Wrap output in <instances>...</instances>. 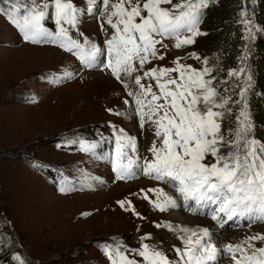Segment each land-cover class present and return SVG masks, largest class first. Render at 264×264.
Here are the masks:
<instances>
[{
	"label": "rangeland",
	"instance_id": "rangeland-1",
	"mask_svg": "<svg viewBox=\"0 0 264 264\" xmlns=\"http://www.w3.org/2000/svg\"><path fill=\"white\" fill-rule=\"evenodd\" d=\"M74 2L83 6L81 0ZM177 2L179 0H173ZM246 18L251 20L254 35L247 39L244 25L246 49L243 62L241 60L235 68L219 69L218 56L203 43L206 34L203 19L198 27L204 34L195 36L193 44L176 48L174 38L164 37L162 43L156 45L164 59L152 60L145 68H171L175 66V58L180 57L182 64L201 69L202 60L206 58L216 80L223 77L222 85L216 81L214 85L218 90L227 89L224 94L233 100L239 98L237 86L243 80L228 73L245 68L252 77L247 94L254 123L252 134L257 140H264V126L260 130L255 124L251 100L255 85L252 60L257 53L255 42L263 28L252 12H246L243 20ZM100 23L99 15H83L78 30H72L71 34L83 42L78 32L83 33L103 46L112 30L105 24L106 33ZM50 25L48 21L46 26ZM65 72L73 75L53 82L54 77H62ZM136 74L142 75V72ZM170 75L175 77L177 73ZM124 79L130 89H125L109 69L102 65L95 69L84 67L76 55L58 45L25 42L0 14V264H19L16 256L25 264H110L101 245L113 241L133 249L148 243L164 251L170 259H177L173 249L182 247L183 242L177 238L181 233L165 225L186 227L176 225L170 213L182 208L161 211L154 203L165 197L149 190L159 188L177 196L175 191L141 178L142 172L121 180L113 170L115 138L119 134L115 130L122 128L135 139L136 152L129 154L141 158L139 153H142L141 160L152 159L148 148L154 139L159 146L154 127L147 129L148 123L140 126L139 117L134 114V99L127 95L135 86L128 77ZM142 83H151L157 91L155 80L146 78ZM126 99L129 104L124 103ZM231 106L233 115L225 116L224 129L233 126L234 115L239 111L235 104ZM115 112L124 115L118 116ZM80 139L95 142L97 147L84 150L79 143L70 142ZM61 187L66 190L60 191ZM118 201H124V207ZM209 220L219 229L215 221ZM263 230L264 223L249 225L238 221L213 234L215 244L223 246ZM225 231H232L233 235L220 243L217 238ZM10 256L12 262L8 260ZM213 264H232V261L225 252Z\"/></svg>",
	"mask_w": 264,
	"mask_h": 264
},
{
	"label": "snow or ice",
	"instance_id": "snow-or-ice-1",
	"mask_svg": "<svg viewBox=\"0 0 264 264\" xmlns=\"http://www.w3.org/2000/svg\"><path fill=\"white\" fill-rule=\"evenodd\" d=\"M213 0H0V14L18 30L25 42L58 45L76 55L84 67L102 65L112 76L130 89L124 79H131L135 90L127 95L134 99L135 112L140 126H154L153 141L149 151L152 159L129 153L136 152L135 139L124 129H118L115 138L113 170L117 179H125L142 172L155 180L164 181L175 189L177 196L163 189H150L165 198L154 206L165 211L178 206V198L193 213L208 209L211 219L220 227L228 221H246L249 225L264 223V140H257L252 132L247 94L252 77L246 69L231 70L228 75L240 77L238 99L217 89L222 83L212 75L213 68L206 58L201 69L180 62L176 57L174 67L145 68L152 60H163L157 44L162 38L175 39V47L190 45L201 35L199 24L204 10ZM99 15L100 27L107 33L105 24L112 31L103 46L85 37L74 38L72 30H78L83 15ZM246 16V12L241 13ZM51 21L50 26H46ZM247 39L254 35L250 19L243 20ZM264 30V29H261ZM191 33V35H182ZM160 37L161 39H158ZM197 60L201 57L191 53ZM103 58V59H102ZM242 62H243V58ZM142 72L141 74H136ZM171 73H177L172 77ZM65 72L61 78H71ZM155 80L157 91L145 79ZM129 104V100L124 101ZM239 109L234 115L232 127L222 130L226 115H233L231 105ZM111 112L112 109H109ZM115 115H124L115 112ZM84 150L97 147L92 141L80 139ZM66 188L61 187L60 191ZM147 198V193H145ZM124 207V201H118ZM130 204V202H129ZM160 226V225H158ZM181 234L177 237L183 244L173 250L177 259L148 243L129 248L119 241L105 242L101 251L110 264H213L218 255L228 253L232 264H264V231L247 234L239 242H227L218 246L212 242L209 228H189L165 225ZM145 237H141L144 240ZM259 244V246H258ZM19 264L25 261L19 256Z\"/></svg>",
	"mask_w": 264,
	"mask_h": 264
},
{
	"label": "trees",
	"instance_id": "trees-1",
	"mask_svg": "<svg viewBox=\"0 0 264 264\" xmlns=\"http://www.w3.org/2000/svg\"><path fill=\"white\" fill-rule=\"evenodd\" d=\"M248 11L255 15L264 29V0H213L204 10L203 23L206 34L203 43L210 52L218 56L219 69L235 68L242 60L246 38L241 13ZM255 48L257 53L252 60L255 85L251 92V100L255 109L254 122L263 130L261 128L264 126V30L258 34ZM222 78L221 76L217 80L222 81ZM8 260L12 262L11 256Z\"/></svg>",
	"mask_w": 264,
	"mask_h": 264
},
{
	"label": "bare ground",
	"instance_id": "bare-ground-1",
	"mask_svg": "<svg viewBox=\"0 0 264 264\" xmlns=\"http://www.w3.org/2000/svg\"><path fill=\"white\" fill-rule=\"evenodd\" d=\"M31 57V56H30ZM30 57L28 60H30ZM25 59V58H24ZM23 59V60H24ZM156 184V183H155ZM175 194V193H174ZM179 202V201H178ZM179 204V203H178ZM179 207V206H178ZM172 209V208H171ZM170 209V210H171ZM169 210V211H170ZM185 212V211H184ZM170 213L172 214L171 217L172 219L176 220L175 224L176 225H181V226H186V227H194V226H198V228H203V227H207L209 228L210 232H216L217 234L220 233L219 229L217 228V226L213 225L212 222L209 219H206L200 216H196V215H192V214H188L187 212L183 213V210L179 209L178 211H173L171 210ZM169 217V216H168ZM170 220V219H168ZM174 224V223H173ZM213 225V226H212ZM178 229V228H177ZM264 231V230H263ZM172 232V231H171ZM233 235L232 231H225V234L222 235L221 237L217 238V240L220 243H225L224 241H227L228 238ZM219 236V235H218ZM235 239V238H233ZM224 240V241H223ZM216 242V241H215Z\"/></svg>",
	"mask_w": 264,
	"mask_h": 264
}]
</instances>
